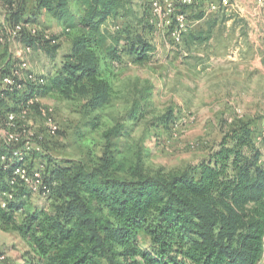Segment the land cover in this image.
Masks as SVG:
<instances>
[{
	"label": "trees",
	"instance_id": "16d2710c",
	"mask_svg": "<svg viewBox=\"0 0 264 264\" xmlns=\"http://www.w3.org/2000/svg\"><path fill=\"white\" fill-rule=\"evenodd\" d=\"M35 1L37 11L52 15L66 32L74 31L71 49L44 84L29 83L23 96L15 93L14 103L0 98V118L18 111L23 99L52 92L83 99L90 112L102 109L114 92V63L122 61L123 53L145 61L153 51L129 19L133 0ZM22 9L12 13L14 26L30 22H22ZM118 18L124 25L108 32L106 24ZM149 19L150 11L145 25L151 27ZM21 38L53 58L60 48L58 37L44 41L28 29ZM165 118L168 123L170 117ZM124 134L122 126L105 131V153L94 162L42 160L50 205L25 213L22 223L17 216L32 189L19 186L15 201L5 208L0 203V230L18 231L33 249L36 261L23 264L261 262L264 157L250 122L236 123L198 163L171 172H147L141 154L129 164L114 143ZM0 180L8 189L1 172Z\"/></svg>",
	"mask_w": 264,
	"mask_h": 264
},
{
	"label": "rangeland",
	"instance_id": "374dc122",
	"mask_svg": "<svg viewBox=\"0 0 264 264\" xmlns=\"http://www.w3.org/2000/svg\"><path fill=\"white\" fill-rule=\"evenodd\" d=\"M12 1V5L0 1V30L6 35L0 73L19 65L46 79L62 65L74 31L66 32L52 15L37 11L35 0ZM133 1L129 19L134 31L152 45L149 58L136 61L123 53L113 67V95L102 109L90 112L83 99H65L56 92L38 96L19 118V125L43 145L44 153H30L29 164L47 163L49 158L94 162L105 153L104 132L122 126L125 134L114 143L129 164L137 163L141 154L147 172L177 171L205 158L241 121L252 124L264 157V0H232L233 6L219 12L211 11L206 2L187 8L189 31L181 45H175L167 31L145 25L151 0ZM71 7L77 13L78 5ZM20 9L22 22L30 21L26 24L36 29L38 39L58 37L55 58L8 35L14 26L12 13ZM124 23L122 18L110 20L105 29L113 34ZM14 95L5 99L14 103ZM41 107L50 109L59 125L55 136L48 132ZM25 199L18 223L25 213L50 205L48 197L38 192ZM29 261H36L29 242L18 231L0 230V264Z\"/></svg>",
	"mask_w": 264,
	"mask_h": 264
},
{
	"label": "built area",
	"instance_id": "2783aa9c",
	"mask_svg": "<svg viewBox=\"0 0 264 264\" xmlns=\"http://www.w3.org/2000/svg\"><path fill=\"white\" fill-rule=\"evenodd\" d=\"M202 2L213 12L229 9L232 0H151L150 24L161 31H167L175 45H181L185 34L189 31V15L187 8L197 7ZM28 29L37 35L36 29L29 28L26 23H18L8 33L10 37L20 39L23 31ZM6 45V35L0 30V51ZM44 84L45 79L22 66H12L8 73H0V98L25 92L28 84ZM38 97H27L20 103L18 111H6L0 118V172L8 182L9 188L2 189L0 180V203L7 207L8 203L16 200L19 186H26L33 192L48 197L49 188L45 181L46 164L41 160L35 165L29 164L30 153H43V145L34 139L30 130L19 125V118H24L36 104ZM46 119V126L51 136L59 131V125L47 108H39ZM262 260H264V252ZM261 260V261H262Z\"/></svg>",
	"mask_w": 264,
	"mask_h": 264
},
{
	"label": "crops",
	"instance_id": "0c3cea01",
	"mask_svg": "<svg viewBox=\"0 0 264 264\" xmlns=\"http://www.w3.org/2000/svg\"><path fill=\"white\" fill-rule=\"evenodd\" d=\"M206 4H207V2H206ZM32 71V70H31ZM34 72V71H33ZM260 264V263H259Z\"/></svg>",
	"mask_w": 264,
	"mask_h": 264
}]
</instances>
